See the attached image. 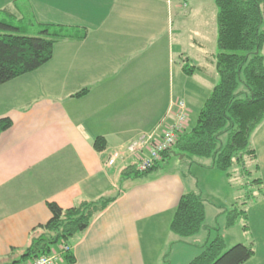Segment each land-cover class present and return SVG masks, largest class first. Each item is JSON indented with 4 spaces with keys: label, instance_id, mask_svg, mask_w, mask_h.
<instances>
[{
    "label": "crops",
    "instance_id": "1",
    "mask_svg": "<svg viewBox=\"0 0 264 264\" xmlns=\"http://www.w3.org/2000/svg\"><path fill=\"white\" fill-rule=\"evenodd\" d=\"M186 1L183 9L177 0H0V13L24 32L22 24L86 30L81 40L58 41L39 69L0 85V119L12 122L0 133V264L30 263L23 255L32 229L50 218L48 202L66 209L98 200L111 202L71 242V264L170 263L182 241L170 231L179 198L190 191L204 201L203 191L179 171L159 170L173 153L143 175L125 171L136 157L113 167L106 161L172 121L175 55L177 64L193 66L186 73L185 64L176 65L187 77L178 92L188 113V98L200 101L202 87L214 86L202 76L207 64L215 72V0ZM82 89L86 94L73 96ZM187 123L186 130L188 116ZM96 137L105 140L101 151L93 147ZM250 148L256 158L249 159L264 173V120ZM212 229L205 222L194 237L210 238ZM253 240L254 254L244 264H264V232Z\"/></svg>",
    "mask_w": 264,
    "mask_h": 264
},
{
    "label": "trees",
    "instance_id": "2",
    "mask_svg": "<svg viewBox=\"0 0 264 264\" xmlns=\"http://www.w3.org/2000/svg\"><path fill=\"white\" fill-rule=\"evenodd\" d=\"M214 3L217 52L213 59L218 79L199 109L195 124L178 137L174 148L185 156L209 159L213 168L229 175V170L241 163L244 156L255 160L250 137L264 120V0H215ZM37 30V35H26L21 27L0 21V85L34 72L50 61L58 41L81 40L86 36L84 29L54 24H39ZM183 69L190 73L193 66L186 62ZM86 92L82 89L73 96L80 97ZM11 124L9 118L0 119V133ZM93 147L101 151L105 140L96 137ZM125 171L136 175L148 173L137 172L134 165ZM256 183L261 181L258 179ZM110 202L82 201L66 209L48 202L50 218L32 229L23 256L34 259L49 254L54 246L70 245ZM231 212L237 215L235 210ZM204 220L202 197L189 191L179 198L170 231L180 239L189 238L203 228ZM229 221L228 227L232 224ZM224 247L223 238L216 235L187 264H244L254 254L251 245L238 243L223 251ZM64 260V264H71L72 253H67Z\"/></svg>",
    "mask_w": 264,
    "mask_h": 264
},
{
    "label": "rangeland",
    "instance_id": "3",
    "mask_svg": "<svg viewBox=\"0 0 264 264\" xmlns=\"http://www.w3.org/2000/svg\"><path fill=\"white\" fill-rule=\"evenodd\" d=\"M0 21L12 22L13 20H10L6 14L0 13ZM13 25L15 27H21V25L16 22H13ZM23 25L25 26L24 33L26 35H37L38 30L35 27L27 24H22V26ZM177 27V24H174V30ZM207 47L208 50H211L212 46L210 42L207 43ZM176 61L177 56L175 55L174 59L171 61L174 70V75L172 77L174 100L182 97L178 90L179 87L183 85L184 80H187V77L182 76L181 73L180 75L176 73V71H178L176 65L179 64L181 66L185 63L179 60L177 64ZM189 66L191 65L189 64ZM207 74L208 76H202V78L207 79L209 83L212 82L213 85H215L218 78L215 72L210 71L208 64L207 69L204 70V75ZM188 80L192 81L190 78ZM195 82V80L192 81V83ZM211 90L212 88L207 84V86H203L200 93H198V95H200L198 96L200 101H191L188 98V103L191 104L188 113L189 128L195 124L199 109L203 104L201 101L208 97ZM172 152H174V155H171L167 162L161 165L159 170L179 171L184 175V181L186 183L188 180L195 183L194 191L198 193L203 191L204 205L207 211V218L204 224L206 222L213 226L210 238L208 237L209 241L215 238L216 235H221L225 244L223 251H225L237 243L250 245L252 241H254V237H258V239L261 238L264 232V185L262 182H255H257L258 179L262 181L264 173L257 172L252 160L244 156L241 163L234 165L229 170V176L226 177L224 172L222 173L211 168L209 159L189 155L185 156L179 153L176 148H174ZM243 169L247 171L243 172ZM240 185H242V188H240ZM231 210H235L237 215L234 212L230 213ZM242 211H244V213H242ZM229 220L232 221V224L228 227ZM208 238L204 235L203 237L202 235H197L196 237L193 236L180 239L182 241L175 246L174 251L172 250L169 259L170 263L168 264L188 263L184 262V259H186V257L188 259L189 257L187 261H190V258L200 254L204 248L201 244L208 240ZM188 243H193V245H191V247H186ZM196 247L199 249L196 250Z\"/></svg>",
    "mask_w": 264,
    "mask_h": 264
},
{
    "label": "built area",
    "instance_id": "4",
    "mask_svg": "<svg viewBox=\"0 0 264 264\" xmlns=\"http://www.w3.org/2000/svg\"><path fill=\"white\" fill-rule=\"evenodd\" d=\"M167 2L169 3L170 0ZM179 3L183 8L187 6L186 0H179ZM171 106L175 109L173 119L162 132L157 133L158 129H155L130 142L124 149L114 151L107 158L106 166L113 167L119 160L136 157L135 169L139 173H145L158 167L165 160L164 156L175 147L178 137L186 129L188 109L185 102L182 99H175ZM55 247L49 254L30 259L29 264L65 263V255L71 252L70 245L61 244Z\"/></svg>",
    "mask_w": 264,
    "mask_h": 264
}]
</instances>
